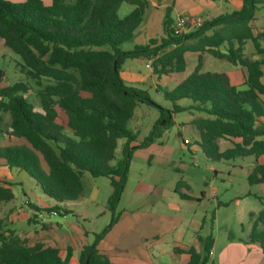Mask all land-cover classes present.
<instances>
[{"label": "trees", "instance_id": "16d2710c", "mask_svg": "<svg viewBox=\"0 0 264 264\" xmlns=\"http://www.w3.org/2000/svg\"><path fill=\"white\" fill-rule=\"evenodd\" d=\"M241 1V10L180 34L168 9L165 37L123 51L122 46L134 39L144 21L147 0H0L1 45L21 57L22 72L41 87L39 109L18 94L31 91L23 83L0 90V109L10 116L9 123L0 116V159L27 173L46 196L59 203L84 197L85 173L109 178L114 188L108 201L111 224L94 244L85 247L80 264H113L100 254L98 245L119 221L116 211L129 180L133 154L153 145L174 126L175 114L194 110L204 115L191 125L198 131L201 151L211 161L250 157L258 161L264 157V30L256 35L250 25L264 0ZM124 3L136 8L121 18L119 10ZM247 41L253 43L260 60L245 55ZM188 51L242 66L246 88L233 86L225 74L201 72L200 56L194 72L173 91H165L167 100L174 103V109L168 110L157 106L148 92L128 86L121 76L126 60L140 58L152 60L154 74L160 77L185 72ZM183 99L190 100L192 106L176 105ZM139 104L156 107L160 117L151 134L138 141L128 124ZM221 140H229L231 146L222 151ZM249 182L264 183V165L256 166ZM182 186L178 182L177 189ZM14 198L11 188L0 185V203ZM55 210L58 208L46 211ZM200 240L204 255L193 247L181 252L191 256L188 264H213L209 255L214 239ZM248 242L260 244L264 251V211L259 213ZM71 257L68 251L63 260L59 249L44 243L30 245L15 231L5 232L0 221V264H70Z\"/></svg>", "mask_w": 264, "mask_h": 264}, {"label": "rangeland", "instance_id": "374dc122", "mask_svg": "<svg viewBox=\"0 0 264 264\" xmlns=\"http://www.w3.org/2000/svg\"><path fill=\"white\" fill-rule=\"evenodd\" d=\"M8 1L18 3L15 0ZM125 12L121 11L120 15L123 16ZM213 12L208 11L212 16H216ZM166 13L167 10L164 14ZM171 17L176 20V23L179 21L176 11H171ZM197 20L203 21L204 19ZM146 25L147 22L139 27L141 35L148 36L150 32L162 34L163 26L162 28L160 26L159 30L146 32ZM255 25L258 28L264 27V8L257 11ZM157 36L155 35V38H158ZM261 43L264 47V39H261ZM136 46L143 45H137L134 37L132 41L122 46V50H133ZM251 46L253 48V44L249 43L248 47ZM249 48L246 53L252 56L253 50ZM210 59L208 69L211 71L226 73L231 67L228 61H221L212 56ZM126 61L128 64L132 63L134 69L144 79H151L153 71L147 67L149 62L145 60ZM188 61L190 70L193 72L198 61L193 57H189ZM22 64L21 57L3 48L0 42V73L2 75H0V90L6 86L23 83L31 91L29 93L22 91L18 94L26 97L28 102L39 109L38 91L41 87L22 72ZM125 82L132 86L129 82ZM42 83L47 84L48 82L43 80ZM157 86L156 80L152 79L150 82L133 87L148 92L157 106L173 110L174 104L167 100L165 91H173L174 88H167L165 84H161L162 90H159ZM190 103L180 102L176 105L184 107ZM193 115H195L194 118L199 116L196 111H183L175 114V125L163 133L153 148L148 149L151 145L145 148L147 150L138 149L134 152L128 184L116 213L121 218H132L135 213H142V217L148 222H160V230H164L163 224L177 229L173 231V234L171 232L164 235L166 240L173 236L177 238L181 234L183 244L194 245L198 237L202 239L212 237L217 242L218 249L224 250L233 240L250 236L259 213L264 211V183L251 185L249 182L250 175L258 165L255 158L214 162L207 159L195 144L186 146L185 139L193 142L196 137L195 130L185 126L194 119ZM0 116L4 117L6 123L10 122V116L2 113L1 109ZM159 117L160 111L156 107L139 104L137 114L128 124V128L139 138H146L151 134ZM162 147L166 152H162ZM83 181L85 199L72 203L69 206L72 211L66 210V204H59L57 210L59 214L53 216L51 220L55 224H64L66 228H68L69 221H79L92 236V244H94L97 236L111 224L113 215L108 208V201L114 190L108 178H94L86 173ZM178 182L183 183V189H177ZM176 190L177 193H175ZM180 194H187L192 199L184 200ZM50 205L55 208L54 203ZM44 213L47 219L50 218L49 212ZM65 217L68 218L65 220ZM261 228L262 225L259 224L258 231Z\"/></svg>", "mask_w": 264, "mask_h": 264}, {"label": "crops", "instance_id": "0c3cea01", "mask_svg": "<svg viewBox=\"0 0 264 264\" xmlns=\"http://www.w3.org/2000/svg\"><path fill=\"white\" fill-rule=\"evenodd\" d=\"M15 1H18V3H23L26 0ZM147 1L149 2V7L146 11V15L142 24L147 22L145 28L146 32L152 31L154 29L159 30V27L161 26L162 28L163 26L162 34H152L150 32L148 36H146L145 34L141 35L140 30L138 28L135 35L137 45H147L148 41H150L151 39L160 40L162 37H165L164 20L166 15L164 14V12L168 9H171V11H176L179 20L183 17L189 18L191 20H197L201 18L204 19L202 22H205L223 14L239 11L243 7V2L241 0H220L218 2L211 0ZM135 8L136 7L130 3L122 4L119 10V16L121 18H124L131 14L135 10ZM260 8L264 7H259V9ZM121 11H126L123 16L120 15ZM208 11H214L213 13L216 16H212L210 13H208ZM173 21L174 25L176 26L178 22L176 23L175 19H173ZM255 22L256 17L250 25L251 27H253L254 33L256 35H259L264 30V27L258 28L255 25ZM192 31L193 30L190 29L186 33ZM208 34L211 35L212 32H209ZM155 35H158V38H155ZM249 43L252 42H246L245 55L247 54L246 50L249 48ZM250 48H252V46ZM221 50L225 52L226 47L222 46ZM252 50V56H249L248 54L246 56L251 58L252 60H260L262 57L256 53L254 45ZM200 56L202 58L201 72L225 74L227 75L230 83L233 86L237 87L238 89L246 88V70L242 66H236L231 63V67L227 70L226 73L214 72L208 69V63L211 62V55L208 53L202 54L200 52L194 51H188L185 53V59L187 60V69L185 72H173L167 75H162L160 77L154 74L152 60L140 58L132 60H145L149 62V64H147V67L153 71L151 79H144V77H142L140 73H138L134 69L133 64H128L127 61H125L122 67L121 76L124 81H127L132 85L131 87L135 85H140L144 82H150L153 79L156 80L158 84L157 87L159 88H161V84H165L167 88L171 87L172 89H175L179 84H181L188 76H190L194 72V70L193 72H191L190 70V64L188 61L189 57L197 59L199 63ZM219 60L227 61L223 59ZM198 63L195 64L194 69L197 67ZM180 102L190 103L191 101L183 99L176 102V104ZM190 106H192V103L184 107H180L187 108ZM137 108L135 110L133 118H135L137 114ZM198 114L199 116L197 117L204 116L199 112ZM194 117L195 115H193V118ZM194 119L190 120L187 124H185V126L195 130L196 137L193 142L189 140L190 143L185 145L191 146L192 144H195L201 151V148L198 145V131L191 125V122ZM139 140H141V138H139L138 141ZM182 140L184 139L182 138ZM235 141L238 142V140ZM154 146L155 143L148 149H151ZM230 146L231 143L229 140L220 141V147L222 151L228 149ZM162 152H166L163 147ZM257 164L264 165V157L259 158ZM0 185H6L7 187L11 188L15 196L14 200L10 202L0 203V221L4 222L5 232H8L10 230L15 231L21 237L26 238L29 241L30 245H35L36 243H44L48 246L55 247L59 249L60 257L63 260L68 257V251H71L72 257L70 260V264H80V255L82 251L85 249V247L90 246L93 241V238L90 233H88V231L83 227V225L79 223V221H69L67 223L68 228H66L64 224H55L54 222H52L51 218L53 216H49L50 218L48 219H40L39 214L47 212V209H54L53 206L50 205L51 203H54L55 207L57 208L59 204H66V210L72 211V209H69V206L72 203H78L83 201L86 197L85 192L84 197L78 201L59 203L46 196L41 190V188L37 185V183L32 178H30L27 173L17 168H10L5 159H0ZM27 187H29V189H27ZM181 188L183 189V186ZM175 193L177 192L175 191ZM34 207H37L39 210H35ZM67 218L68 217H65V220ZM163 227L164 230H160V222H148V220L142 217V213H135L132 218H121L120 216L119 221L111 228V230H109V232L100 241L98 245V250L100 254L107 256L113 264H188L191 260V256L188 253L181 251H186L191 247L195 248L198 253L204 255V244L201 242L199 237L195 240L194 245L183 244V237L181 234H179L177 238H174L173 236L169 240H166L164 235L171 232V234H173V231L177 229H173L172 227L164 224ZM211 252L213 254L210 253L209 259L210 263L213 264H264V251L261 245L258 243H249L248 238L233 240L232 243H229L224 250L218 249L217 242L214 239V245Z\"/></svg>", "mask_w": 264, "mask_h": 264}, {"label": "built area", "instance_id": "2783aa9c", "mask_svg": "<svg viewBox=\"0 0 264 264\" xmlns=\"http://www.w3.org/2000/svg\"><path fill=\"white\" fill-rule=\"evenodd\" d=\"M203 23L204 22H202L200 20H191L189 18L183 17L178 21L175 29H176L177 33H179V34L180 33H186L188 30H190L192 28L196 29V28L201 27L203 25ZM185 143L189 144L190 141L185 140ZM58 214L59 213L57 211H52L51 213H49V216H57ZM46 217L47 216L45 215V213L39 214L40 219H45ZM211 254H213V253L211 252Z\"/></svg>", "mask_w": 264, "mask_h": 264}]
</instances>
